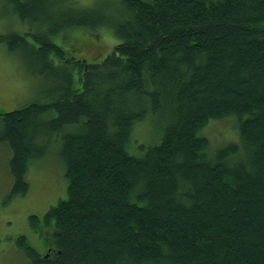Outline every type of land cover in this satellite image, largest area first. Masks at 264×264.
Returning a JSON list of instances; mask_svg holds the SVG:
<instances>
[{
	"label": "trees",
	"instance_id": "16d2710c",
	"mask_svg": "<svg viewBox=\"0 0 264 264\" xmlns=\"http://www.w3.org/2000/svg\"><path fill=\"white\" fill-rule=\"evenodd\" d=\"M11 1L38 30L0 43L54 86L0 113L10 194L28 191L27 163L51 141L67 178L66 198L29 218L51 230L47 260L26 247L34 264H264V0H121L119 20L76 0ZM75 28L120 41L86 61L54 41ZM150 117L158 142L134 154ZM228 117L239 140L212 150L201 131Z\"/></svg>",
	"mask_w": 264,
	"mask_h": 264
},
{
	"label": "rangeland",
	"instance_id": "374dc122",
	"mask_svg": "<svg viewBox=\"0 0 264 264\" xmlns=\"http://www.w3.org/2000/svg\"><path fill=\"white\" fill-rule=\"evenodd\" d=\"M76 1L82 6L98 9L109 20L125 17L121 0ZM12 3L11 0H0V34L37 31V26L22 23L14 15ZM61 35L54 38V41L66 51H73L74 48V55L86 61H92L91 57L99 53L102 47L105 50L100 55L108 54L120 41L109 28H75L70 32L67 44L64 34ZM28 40L31 41V37ZM24 60L21 52H10L0 43V113L18 110L32 103H45L53 95V81L33 72ZM236 124L234 117L212 121L201 134L210 140L213 150L219 145L239 140ZM158 126L153 117L138 123L132 131L129 143L132 151L129 150L139 155L155 145L160 132ZM4 127V119L0 115V136ZM58 147V141L49 142L41 158L27 163L25 175L29 184L28 191L11 196L13 178L9 162L12 148L6 140L0 139V264H34V260L27 256V248L38 253L44 252L47 238L50 240V228H46L44 237H41L39 232L30 229L29 218L35 216L41 219L50 207L67 196L65 164ZM21 235L25 237V245L16 243V238Z\"/></svg>",
	"mask_w": 264,
	"mask_h": 264
},
{
	"label": "flooded vegetation",
	"instance_id": "af4514ba",
	"mask_svg": "<svg viewBox=\"0 0 264 264\" xmlns=\"http://www.w3.org/2000/svg\"><path fill=\"white\" fill-rule=\"evenodd\" d=\"M21 236H22V235H21ZM49 251H50V250H49ZM49 251H48V252H49ZM39 255L41 256V257H39V258H40V259H43V258H44V260H47L48 257H49V253L46 252V249H45L44 252L41 251V253H39ZM42 256H43V258H42Z\"/></svg>",
	"mask_w": 264,
	"mask_h": 264
}]
</instances>
